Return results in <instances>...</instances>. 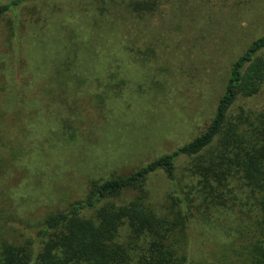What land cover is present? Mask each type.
Wrapping results in <instances>:
<instances>
[{
  "label": "rangeland",
  "instance_id": "1",
  "mask_svg": "<svg viewBox=\"0 0 264 264\" xmlns=\"http://www.w3.org/2000/svg\"><path fill=\"white\" fill-rule=\"evenodd\" d=\"M187 1L189 13L173 0L140 25L96 0H35L19 8L14 35L8 28L12 13L0 19V158L13 164L0 177V241L33 235L47 213L83 198L90 179L127 173L206 126L231 63L264 33V0ZM96 19L104 26L95 28ZM72 30L79 46L68 38ZM131 45L134 55L126 49ZM148 46L155 57L149 58ZM69 51L78 53L84 77L102 84L120 77L123 86L107 92L106 103L91 104L102 90L80 87L57 68ZM238 103L261 109L264 84ZM64 119L67 140L58 134ZM185 162L178 160L180 180ZM147 187L159 207L170 183L157 171ZM218 216L223 228L193 224L194 259L228 241L233 214Z\"/></svg>",
  "mask_w": 264,
  "mask_h": 264
},
{
  "label": "trees",
  "instance_id": "2",
  "mask_svg": "<svg viewBox=\"0 0 264 264\" xmlns=\"http://www.w3.org/2000/svg\"><path fill=\"white\" fill-rule=\"evenodd\" d=\"M34 1L0 3V19L12 13L8 19L11 34L19 24V8ZM96 1L101 6L110 3L124 13L122 18L140 25L173 0ZM179 2L180 10L192 11L184 5L189 1ZM94 24L99 29L102 23L96 19ZM142 33L140 28L132 39ZM68 38L79 46L76 31H69ZM135 48L131 45L126 49L134 55ZM140 49L137 52L146 58V48ZM263 51L264 33L231 63L213 115L196 136L127 173L90 179L83 198L47 213L33 235L15 241L2 239L0 264H264V105L247 110L238 103L261 92ZM148 56L155 57L149 46ZM77 57L78 53L69 51L59 63L62 67L57 68L67 72L66 80H76L80 87L105 90V96L101 91L99 101L91 104L106 103V93L123 86L124 80L118 77L103 84L101 79L89 80L83 76ZM63 122L65 119L57 133L66 139L69 132L67 126L61 127ZM182 157L186 159L182 166L186 174L180 180L176 172ZM9 165H13L11 160L0 158V177ZM157 171L170 183L159 207L152 202L147 187L148 177ZM241 192L243 198L237 195ZM218 214H233L234 224L226 232L228 241L215 244L208 255L194 259L193 224L221 227Z\"/></svg>",
  "mask_w": 264,
  "mask_h": 264
}]
</instances>
